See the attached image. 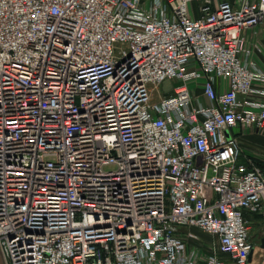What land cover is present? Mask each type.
Listing matches in <instances>:
<instances>
[{
    "label": "built area",
    "instance_id": "obj_1",
    "mask_svg": "<svg viewBox=\"0 0 264 264\" xmlns=\"http://www.w3.org/2000/svg\"><path fill=\"white\" fill-rule=\"evenodd\" d=\"M261 140L264 0H0L4 264H255Z\"/></svg>",
    "mask_w": 264,
    "mask_h": 264
},
{
    "label": "rangeland",
    "instance_id": "obj_2",
    "mask_svg": "<svg viewBox=\"0 0 264 264\" xmlns=\"http://www.w3.org/2000/svg\"><path fill=\"white\" fill-rule=\"evenodd\" d=\"M194 8V6H193ZM195 10V8H194ZM196 13V10H195ZM179 85L176 82H166L165 84H163V86L161 87L162 90L164 91H169L171 90L174 86ZM258 142V141H257ZM261 145L262 147L264 146V142L261 140L259 141V143H257V145ZM245 146L247 148H250V142L246 143ZM264 235V224H262L260 222V220H257V218L255 217V223L253 225V229H252V237H253V242H255L257 244L256 247V254H255V264H262L264 262V249H262L260 247V245L258 244V239H260L262 236ZM204 241H208V239L206 237H202Z\"/></svg>",
    "mask_w": 264,
    "mask_h": 264
},
{
    "label": "crops",
    "instance_id": "obj_3",
    "mask_svg": "<svg viewBox=\"0 0 264 264\" xmlns=\"http://www.w3.org/2000/svg\"><path fill=\"white\" fill-rule=\"evenodd\" d=\"M247 36L249 37V39H258V38H261V34H260V31L257 32V34L253 33V32H248L247 33Z\"/></svg>",
    "mask_w": 264,
    "mask_h": 264
},
{
    "label": "water",
    "instance_id": "obj_4",
    "mask_svg": "<svg viewBox=\"0 0 264 264\" xmlns=\"http://www.w3.org/2000/svg\"><path fill=\"white\" fill-rule=\"evenodd\" d=\"M261 248L264 249V237L261 241ZM0 264H4L3 260H2V257H1V254H0Z\"/></svg>",
    "mask_w": 264,
    "mask_h": 264
},
{
    "label": "flooded vegetation",
    "instance_id": "obj_5",
    "mask_svg": "<svg viewBox=\"0 0 264 264\" xmlns=\"http://www.w3.org/2000/svg\"><path fill=\"white\" fill-rule=\"evenodd\" d=\"M263 239V238H262ZM262 239H259V245L261 246V241H262Z\"/></svg>",
    "mask_w": 264,
    "mask_h": 264
}]
</instances>
